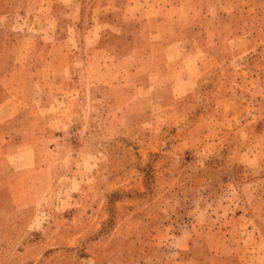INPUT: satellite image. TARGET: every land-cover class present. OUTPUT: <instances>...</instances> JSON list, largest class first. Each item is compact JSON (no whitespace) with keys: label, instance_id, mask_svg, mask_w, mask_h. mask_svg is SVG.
Wrapping results in <instances>:
<instances>
[{"label":"rangeland","instance_id":"374dc122","mask_svg":"<svg viewBox=\"0 0 264 264\" xmlns=\"http://www.w3.org/2000/svg\"><path fill=\"white\" fill-rule=\"evenodd\" d=\"M0 264H264V0H0Z\"/></svg>","mask_w":264,"mask_h":264},{"label":"crops","instance_id":"0c3cea01","mask_svg":"<svg viewBox=\"0 0 264 264\" xmlns=\"http://www.w3.org/2000/svg\"><path fill=\"white\" fill-rule=\"evenodd\" d=\"M19 164H20V162L18 163V166H19ZM23 164V163H22ZM30 166H28V168H29Z\"/></svg>","mask_w":264,"mask_h":264}]
</instances>
